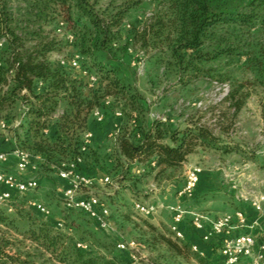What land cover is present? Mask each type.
<instances>
[{
	"label": "trees",
	"instance_id": "1",
	"mask_svg": "<svg viewBox=\"0 0 264 264\" xmlns=\"http://www.w3.org/2000/svg\"><path fill=\"white\" fill-rule=\"evenodd\" d=\"M141 2L110 1L97 8V0H26L25 25L19 34L10 25L6 2L0 0V40L4 39L0 46V111L20 107L19 123L9 133L19 148L30 152L33 159H41V169L53 171L87 151V147L80 149L81 135L89 131L95 107L105 115L109 106L106 100L121 99L132 112L142 113L141 94L125 83L119 69L93 60L98 51L116 46L120 40L123 49L136 45L143 53L159 51L167 65L173 67L179 83L208 77L210 68L205 64L223 55H240L244 63L255 69L256 80L264 85V0H153L151 16L147 20L136 18L123 34L126 15ZM55 14L70 28L76 54L93 61L98 85L82 90L81 79L70 75L71 66L48 61V53L57 50L59 42L43 34L42 22ZM27 36L31 37V45L26 44ZM242 86L243 83L227 98L232 116L245 103L247 94L237 96ZM62 99L67 107L52 122ZM221 133L228 135L229 130ZM131 135L125 132L116 137V163L119 159L122 163L136 161L150 171L157 168L158 173L181 166L199 144L212 146L219 142V137L201 124L169 128L157 119L147 127L139 126ZM26 219L27 224L20 227L0 210V264H127L116 256L92 253L90 244L77 247L71 228L62 231L56 222L31 215ZM167 231L169 236L159 231L158 235L172 250L182 255L191 251L187 240ZM194 255L200 263L209 264L205 257Z\"/></svg>",
	"mask_w": 264,
	"mask_h": 264
},
{
	"label": "rangeland",
	"instance_id": "2",
	"mask_svg": "<svg viewBox=\"0 0 264 264\" xmlns=\"http://www.w3.org/2000/svg\"><path fill=\"white\" fill-rule=\"evenodd\" d=\"M4 1L10 13L11 27L21 34L20 28L25 25L26 0ZM110 1L117 4L122 0H97L96 7L103 8ZM152 1L142 0L126 15L123 34L136 18L147 20L151 16L154 6ZM42 29L44 35L59 42L57 50L47 55L51 64L60 63L61 59L67 61L76 55L77 48L69 39L70 28L66 23L61 22L59 14L42 22ZM25 38L26 44L31 45V37ZM123 44L120 40L116 46L98 51L93 59L104 66L117 67L119 76L125 83L141 94L143 110L140 114L125 107L121 99H109L110 104L105 108L106 115L114 118V112L122 113V119L116 123L119 133L132 134L139 126L147 127L149 122L155 119L161 121L163 118L166 121L162 122L169 128H185L201 124L219 137V142L210 146L213 149L228 152L230 156L235 154L236 156L231 158L234 161L246 159L255 163L256 167H260L258 162L264 164V85L256 80L255 69L244 63V57L223 55L205 64L206 68H210L208 77L201 76L183 84L178 82L173 67L167 65V59H162L163 55L159 51L152 49L143 53L136 45H129L127 49H123ZM92 62L91 59L79 55L78 67L70 70L71 76L81 79L82 90L99 84V82L89 84V75L96 76L99 81V75L92 67ZM242 83L243 86L239 87L237 96L247 94V97L243 107L232 116L233 109L229 106L227 98ZM64 102L66 103L63 99L59 101L56 112L52 115V122L63 114L67 107ZM20 118L18 105L0 111V145L10 140L9 130L19 123ZM2 121H6L8 127L3 128ZM224 129L229 130L228 135L221 133ZM82 137L83 134L81 142ZM223 146L227 149L224 150ZM117 158L116 141L112 137H107V140L98 147L91 146L89 141L87 151L73 166L76 173L91 181L88 187L82 186L78 194L84 191L94 192L98 194L101 204L107 207L109 215L105 219V224L87 217L79 210L64 207L58 195L61 190L59 168L55 167L53 171L43 170L34 160L35 158L32 163L36 173L41 176L38 189L26 194L14 193L12 200L0 207V210L14 219L20 227L27 224L28 215L40 220L61 223L62 231L71 228L70 233L74 241L83 240L84 243L90 244L92 253L107 257L116 256L127 264H202L192 249L185 255L178 254L158 235L159 231L169 236L167 225L171 224L170 206L180 201L177 191L185 180L186 169H182L183 164L179 167L166 168L158 173L157 168L150 171L146 165L135 169L127 163H122L121 159L116 163ZM11 165L7 168L0 164V169L12 170ZM197 165L201 167V164L197 163ZM105 176L116 182L118 189L114 191L110 184L101 182L100 179ZM113 191L114 196L105 195L106 192ZM156 191L160 195L167 194L163 203L164 208L146 218L134 209L133 203L159 204L155 197H150V194ZM147 196L150 197L149 200H146ZM172 197H175L174 201ZM29 200H35L48 208L47 217L36 211L28 203ZM147 222H151L156 227L151 228ZM131 241L136 244L134 249L121 251L116 247L118 242ZM131 255L135 256V259Z\"/></svg>",
	"mask_w": 264,
	"mask_h": 264
},
{
	"label": "built area",
	"instance_id": "3",
	"mask_svg": "<svg viewBox=\"0 0 264 264\" xmlns=\"http://www.w3.org/2000/svg\"><path fill=\"white\" fill-rule=\"evenodd\" d=\"M72 39V36H69ZM4 43V39L0 40V46ZM78 54L74 55L67 61L61 59L60 65H69L72 68L78 67ZM89 84H95L97 78L94 75H89ZM42 83L39 82V86ZM106 105H109V100L105 101ZM115 115L120 117L122 113L116 111ZM92 116L97 122H101L104 119V113L101 108L95 107L92 110ZM161 121H166L165 118ZM17 125V124H16ZM1 126L6 128V124L2 121ZM47 131V130H45ZM119 134V128L115 125L110 137L116 139ZM91 132L85 131L83 133L81 142V151H84L91 139ZM138 135V134H137ZM139 136V135H138ZM12 155L15 158V170L0 169V184L4 186L3 190H0V207L12 200V191L18 194H26L34 192L39 187V181L37 178H23L20 173L27 170L32 165L33 156L30 152L19 148L16 144L9 151L0 150V164L7 161L8 156ZM38 158V157H34ZM81 156L71 162L62 163L58 167V175L68 183V187L64 190L62 201L64 207L68 209L79 210L91 219H96L102 224H105L106 218L109 215L106 206L101 204L99 197L96 193L88 191L87 193L78 194L82 186L88 187L91 183L90 179L75 172L73 166L75 162H79ZM154 165V163H152ZM202 169L199 165H189L185 170V180L182 187L177 191V197L180 200L178 203L170 206L171 211V224L169 230L176 238H183L182 232L179 230V224L183 222L186 216L189 215V223L194 229H201L205 223L209 225V231L203 236L204 240H207L210 236H220L219 253L224 264H264V233L261 232L258 236L249 232L233 233V230L240 227H246L245 214L241 209H237L233 214H221L208 218L200 211H190L183 204V200L189 199L193 196L196 186L199 181L200 173ZM103 183H110L114 190L118 189V184L113 182L108 176L100 179ZM238 196L237 198H241ZM244 200H249L250 205L257 212L264 211V187L263 189L252 198L248 199L244 196ZM36 211L47 217L49 210L43 204L36 202L35 200H29L28 202ZM134 209L142 216L148 218L157 213L160 209H163V204H142L139 202L133 203ZM256 224H251L250 227H254ZM56 227L61 228V223H56ZM76 246L80 248H86L87 245L84 242H76ZM116 247L125 251L127 249H134L136 247L135 242L128 243L118 242ZM191 249L202 256V253L198 251L196 245H191ZM133 259L135 256L131 255Z\"/></svg>",
	"mask_w": 264,
	"mask_h": 264
},
{
	"label": "crops",
	"instance_id": "4",
	"mask_svg": "<svg viewBox=\"0 0 264 264\" xmlns=\"http://www.w3.org/2000/svg\"><path fill=\"white\" fill-rule=\"evenodd\" d=\"M64 104H66L64 102ZM115 115V112H114ZM122 115L114 118L104 115V119L101 123H96L91 116L88 124V130L91 132L90 145L98 147L100 143L107 140L110 137L112 130L117 122H120ZM124 133V132H121ZM10 140L4 141L0 145V150L9 151L15 146V138L13 134L9 133ZM132 137L133 135L130 134ZM136 135L135 138H137ZM116 141V139H114ZM117 149V143H116ZM235 154L228 152L218 151L213 149L207 144H200L193 153L187 155L185 161L182 163V169H186L190 164H201L202 172L200 173L199 181L196 186L194 195L188 200H183V204L186 205L190 211H201L203 214L212 218L221 214H233L237 209H241L246 218V227H240L233 230V233L249 232L258 236L261 232L264 233V211L257 212L250 205L249 200H244V196L248 199L257 195L264 187V164L256 167L252 161L241 159L231 160L235 157ZM39 164L41 159L35 158ZM127 164L133 166L135 169L144 167L145 164L137 163L136 161H126ZM186 162V163H185ZM185 163V164H184ZM5 167H9L11 164L12 170H15V158L12 155L8 156L7 161L1 163ZM263 172V173H262ZM23 178H37L38 181L41 176L36 173L33 163L29 168L20 173ZM61 190L58 192L62 199L64 190L68 187L66 180L59 177ZM4 186L0 184V190H3ZM84 191L83 193H87ZM16 193L12 191V194ZM82 194V193H81ZM98 195V194H97ZM105 195H113V192H106ZM242 196L241 198H237ZM150 197H155L156 202L163 204L164 199L167 198V194L160 195L158 191L150 194ZM149 196L146 200L150 199ZM113 198V197H112ZM113 199H116L114 197ZM175 197H172V201ZM189 215L179 224V230L182 232L183 239L187 240L190 245H196L198 251L202 253L211 263L223 264L222 258L219 253L220 236H210L207 240L203 239V236L208 233L209 225L205 223L201 229H194L189 223ZM256 224L254 227H250L251 224ZM170 223L167 227L169 229ZM241 264H244L243 262Z\"/></svg>",
	"mask_w": 264,
	"mask_h": 264
}]
</instances>
